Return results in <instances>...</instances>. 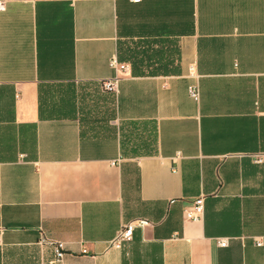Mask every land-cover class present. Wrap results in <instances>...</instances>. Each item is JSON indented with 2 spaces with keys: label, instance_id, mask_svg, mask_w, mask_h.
<instances>
[{
  "label": "crops",
  "instance_id": "1",
  "mask_svg": "<svg viewBox=\"0 0 264 264\" xmlns=\"http://www.w3.org/2000/svg\"><path fill=\"white\" fill-rule=\"evenodd\" d=\"M0 2V264H264V0Z\"/></svg>",
  "mask_w": 264,
  "mask_h": 264
},
{
  "label": "built area",
  "instance_id": "2",
  "mask_svg": "<svg viewBox=\"0 0 264 264\" xmlns=\"http://www.w3.org/2000/svg\"><path fill=\"white\" fill-rule=\"evenodd\" d=\"M137 2V1H135ZM3 10V4L0 2V11ZM113 66H116V62L114 61ZM118 81L116 79L109 80L106 82H102L100 84L101 90L105 93H116ZM189 96L190 98L197 102L199 100V90L197 86H190L189 87ZM253 163L255 164H261L264 160V152L263 153H256L253 155H250L249 157ZM203 208H204V200L202 198H199L195 200V202L191 205V208L184 211L183 217L187 221H199L203 214ZM149 223L147 221H137L134 223H128V225H125L121 228V230L118 232V236L116 240L113 242L112 246H115L119 248L121 244L123 243H129V241L132 239L133 231L135 229H143L144 227L148 226ZM41 245H47L52 246L53 251L55 252V260L56 262H60L64 256L65 253L63 252V245L61 243L48 241L45 238H42L40 240ZM227 244V240H221L218 241V247L224 248ZM253 246L256 248H262L264 249V238H256L253 240Z\"/></svg>",
  "mask_w": 264,
  "mask_h": 264
},
{
  "label": "rangeland",
  "instance_id": "3",
  "mask_svg": "<svg viewBox=\"0 0 264 264\" xmlns=\"http://www.w3.org/2000/svg\"><path fill=\"white\" fill-rule=\"evenodd\" d=\"M98 92H99V90H98ZM99 94H101V92H99Z\"/></svg>",
  "mask_w": 264,
  "mask_h": 264
}]
</instances>
